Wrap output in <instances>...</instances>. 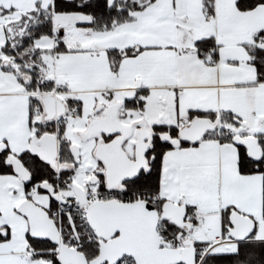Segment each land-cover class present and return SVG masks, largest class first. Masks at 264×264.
Segmentation results:
<instances>
[{
  "label": "snow or ice",
  "instance_id": "1",
  "mask_svg": "<svg viewBox=\"0 0 264 264\" xmlns=\"http://www.w3.org/2000/svg\"><path fill=\"white\" fill-rule=\"evenodd\" d=\"M0 264H264V0H0Z\"/></svg>",
  "mask_w": 264,
  "mask_h": 264
}]
</instances>
